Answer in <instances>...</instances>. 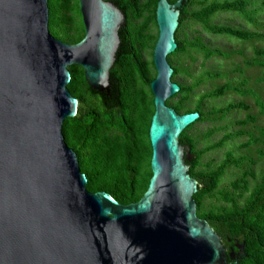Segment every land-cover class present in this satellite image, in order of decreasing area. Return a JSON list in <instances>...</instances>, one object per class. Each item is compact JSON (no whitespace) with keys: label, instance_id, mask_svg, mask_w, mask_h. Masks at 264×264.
Masks as SVG:
<instances>
[{"label":"water","instance_id":"obj_1","mask_svg":"<svg viewBox=\"0 0 264 264\" xmlns=\"http://www.w3.org/2000/svg\"><path fill=\"white\" fill-rule=\"evenodd\" d=\"M183 1L156 3L152 175L136 202L122 204L87 189L62 124L78 108L69 65L108 91L124 14L109 0H79L84 36L68 43L49 31L47 0H0V264H236L196 213L191 155L178 140L199 113L166 104L180 89L167 55L177 47ZM243 246L235 243L238 255Z\"/></svg>","mask_w":264,"mask_h":264},{"label":"trees","instance_id":"obj_2","mask_svg":"<svg viewBox=\"0 0 264 264\" xmlns=\"http://www.w3.org/2000/svg\"><path fill=\"white\" fill-rule=\"evenodd\" d=\"M124 14V22L118 30L119 45L112 68L109 70V88L99 92L89 85L83 67L78 64L68 66L71 77L67 84L70 93L77 98L78 108L74 116H68L62 124L64 140L78 158L81 172L87 177L86 187L94 192H109L118 202H136L147 189L152 175L150 168L151 145L148 129L154 112L153 94L150 82L156 75L152 51L158 30L155 8L158 0H109ZM170 3L176 0H168ZM186 0L182 2L175 30L176 49L167 55L173 67L171 80L181 73L190 75L188 66L181 62L185 54L194 60L191 52L202 53L207 59L213 55L225 56L219 48H210L200 37L189 39L183 31L184 23L191 19L199 22L204 30L216 35H227L241 41H264V30L243 29L228 24H213L210 18L217 12H235L244 20L254 23L256 12L264 6V0ZM255 1L258 8L248 9ZM198 5L194 10L192 7ZM50 33L68 43L78 42L84 36V25L79 8V0H47ZM156 30L153 32L152 28ZM264 27V26H263ZM180 33L184 34L180 37ZM150 50L151 58L144 57ZM254 56L244 59L245 66L259 65L264 68V46L253 48ZM230 54V53H229ZM228 56V55H227ZM226 56V57H227ZM208 77L218 73L205 71ZM260 79L264 80V72ZM201 78L191 82H178L180 89L166 100L177 113L198 112V118L189 124L178 136L182 145H187L190 158L189 174L197 180V191L193 194L196 213L206 219L220 235L223 245L234 251L236 264H264V170L258 175L252 166L256 163L251 156H234L227 150L224 157L215 165L203 164L202 157L209 151L221 148L231 139L244 134L246 141L240 148L251 144L264 143V124L259 135L238 128L202 148H197L196 139L189 130L199 122L224 118L234 109L248 111L250 106L243 100L229 101L222 106L204 109L206 99H215L229 91L254 97L259 113L264 117V101L252 88H243L246 79L234 83L226 81L207 90L194 99L188 106L194 89ZM177 82V81H176ZM176 97V99H174ZM256 115L249 112L235 123L241 127L255 122ZM213 131L209 130L208 137ZM258 159L264 150L258 148ZM230 167L239 169L236 176L229 180L227 187L220 188L222 179ZM214 198L215 201L206 202ZM244 253L235 243H242ZM229 264H235L227 257Z\"/></svg>","mask_w":264,"mask_h":264},{"label":"rangeland","instance_id":"obj_3","mask_svg":"<svg viewBox=\"0 0 264 264\" xmlns=\"http://www.w3.org/2000/svg\"><path fill=\"white\" fill-rule=\"evenodd\" d=\"M210 1L211 0H208L207 3ZM259 5L260 2L255 1L249 6L248 9L258 8ZM193 8L194 10L197 9L198 5H194L192 9ZM254 17L255 22L250 23L244 20L243 17L238 13L217 12L210 18V22L213 24H228L243 29L264 30V6H262V8L256 12ZM152 30L155 32L156 28L153 27ZM183 31L186 32V35L189 39L200 37L202 42L208 47L219 48L225 52V56L213 55L207 59H204L202 53L200 52L194 54L191 52L192 56L195 58L194 60H192L188 55H181V62L183 65L188 66L187 69L190 75L188 76L184 73L179 74L175 78L177 83H189L194 79L199 78L202 80L200 84L194 89L192 99L188 106L192 107L194 105V99L203 92L210 90L211 88L226 81L237 83L242 79H246L243 88H252L254 92H256V94L264 101V80L260 79L264 72V68L260 67L259 65L245 66L244 64V59H250L252 56H254V46L261 48L264 46V41H241L227 35H216L207 32L199 22L193 21L191 19L184 23ZM183 35L184 34L180 33V37ZM143 55L144 57L150 59V50H146ZM205 71L218 73V75L214 77H208L205 75ZM174 99H176V97ZM238 100L245 101L246 104L250 106V109L248 111L234 109L230 111L224 118L199 122L195 124L191 130H189V133L197 141V148H202L203 146H206L210 143H214L218 141L224 133L233 132L238 128L252 131L255 136L259 135V129L264 124V117L259 113V107L256 105L254 97L249 93L242 95L234 91H229L219 98L206 99L204 102V109L210 108L212 106H222L229 101ZM247 112L257 116L255 122L243 127L235 123L237 119L244 118ZM209 130H212L213 132L207 137L206 134ZM247 138L248 135L244 134L238 138L231 139L221 148L207 152L202 157V163L215 165L224 157V153L227 150H232L234 156L247 155L255 159L256 163L252 166V169L256 175H258L264 170V156L258 159L257 149L262 148L264 150V143L258 142L256 144H251L248 148H240L238 145L246 141ZM262 138H264V135ZM238 172L239 169L230 167L222 179L220 188L227 187L229 180L234 178ZM209 201L215 200L214 198L206 199V202Z\"/></svg>","mask_w":264,"mask_h":264},{"label":"flooded vegetation","instance_id":"obj_4","mask_svg":"<svg viewBox=\"0 0 264 264\" xmlns=\"http://www.w3.org/2000/svg\"><path fill=\"white\" fill-rule=\"evenodd\" d=\"M237 256H238V252H237Z\"/></svg>","mask_w":264,"mask_h":264}]
</instances>
